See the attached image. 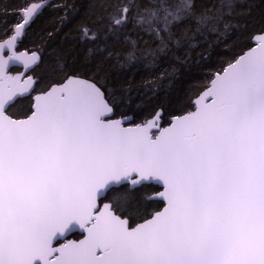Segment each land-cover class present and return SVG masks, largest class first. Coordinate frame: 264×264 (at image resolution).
Returning <instances> with one entry per match:
<instances>
[{
	"label": "snow or ice",
	"instance_id": "obj_1",
	"mask_svg": "<svg viewBox=\"0 0 264 264\" xmlns=\"http://www.w3.org/2000/svg\"><path fill=\"white\" fill-rule=\"evenodd\" d=\"M43 7L24 5L0 38V264H264V29L194 110L125 127L77 73L33 95L23 76L41 57L18 44ZM97 7L77 38L97 72L108 60L155 64L235 27V0Z\"/></svg>",
	"mask_w": 264,
	"mask_h": 264
},
{
	"label": "trees",
	"instance_id": "obj_2",
	"mask_svg": "<svg viewBox=\"0 0 264 264\" xmlns=\"http://www.w3.org/2000/svg\"><path fill=\"white\" fill-rule=\"evenodd\" d=\"M43 0H0V38L11 32L20 20V9ZM100 0H54L31 23L18 45L19 51L37 52L41 57L31 72L37 79L35 95L67 73L98 82L114 107V119L131 118L128 126L142 124L161 111L163 126L173 116L192 110V100L199 96L213 75L234 57L252 47L253 36L264 29V0H235L233 24L225 36L205 34L194 46L180 49L155 64L121 66L108 60L96 71V60L88 58L84 45L78 43L79 29L93 26ZM216 0H197L198 6ZM242 13V14H241ZM131 39H137L132 36ZM147 40V37H144ZM119 47V45L117 46ZM12 73L18 72L16 69ZM26 106L29 101H23ZM162 203L151 210H161ZM139 222V220H137Z\"/></svg>",
	"mask_w": 264,
	"mask_h": 264
},
{
	"label": "water",
	"instance_id": "obj_3",
	"mask_svg": "<svg viewBox=\"0 0 264 264\" xmlns=\"http://www.w3.org/2000/svg\"><path fill=\"white\" fill-rule=\"evenodd\" d=\"M53 1H54V0H43V1L39 2V3H42V4L45 5V7H43V9L41 10L40 14L42 13V11H43L47 6H49ZM40 14H39V15H40ZM39 15H38V16H39ZM38 16H37V17H38ZM37 17H36V18H37ZM36 18H35V19H36ZM30 25H31V24H30ZM27 29H28V28H27ZM27 29H26V30H27ZM21 41H22V39L19 41V44H20ZM254 43H255V42H254V40L252 39V46H254ZM19 44H18V45H19ZM21 52H25V53H27V54H31V53H28L27 51H21ZM38 55H39V54H38ZM39 62H40V60H39L35 65H32V70H31V71H28V72L26 73V75L23 76V79H26V78H27V75H31V76H33V75L31 74V72L35 69L36 66H38ZM12 69H16V70H18V72H16V73H12V74H14V75L17 74V73H23V72L25 71L24 68L22 67V65H15V66L12 67ZM12 69H11V70H12ZM213 76H214V75H213ZM33 78H34V77H33ZM212 78H213V77H212ZM34 80L37 81V79H35V78H34ZM208 84H209V83H208ZM208 84H207V85H208ZM202 92H203V91H202ZM202 92H201V93H202ZM201 93H200V94H201ZM200 94H199V95H200ZM197 98H198V97H196L195 99H193L192 102H191V104H192V110H194V101H195ZM157 112H160V113H161V111H157ZM157 112H156V113H157ZM161 115H162V114H161ZM154 116H155V115H154ZM154 116H153V117H154ZM119 119H121V118H119ZM151 119H152V118H151ZM151 119H149V120H151ZM122 120L124 121V126H125V127H132V126H128V125H127L128 123L131 122V118H130V117H129V118H123ZM170 120H171V118L169 119V121H170ZM147 121H148V120H147ZM162 205H163V204H162ZM77 234L80 235L79 232H77Z\"/></svg>",
	"mask_w": 264,
	"mask_h": 264
},
{
	"label": "flooded vegetation",
	"instance_id": "obj_4",
	"mask_svg": "<svg viewBox=\"0 0 264 264\" xmlns=\"http://www.w3.org/2000/svg\"><path fill=\"white\" fill-rule=\"evenodd\" d=\"M79 237V234H77V233H75V235H73L72 237H70V238H73V239H75V238H78Z\"/></svg>",
	"mask_w": 264,
	"mask_h": 264
}]
</instances>
